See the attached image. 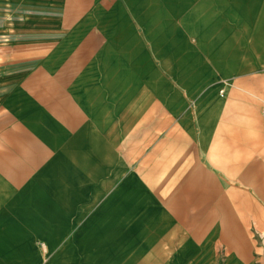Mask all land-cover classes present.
<instances>
[{
	"label": "crops",
	"instance_id": "0c3cea01",
	"mask_svg": "<svg viewBox=\"0 0 264 264\" xmlns=\"http://www.w3.org/2000/svg\"><path fill=\"white\" fill-rule=\"evenodd\" d=\"M263 101L264 0H0V264H177L242 187L264 219Z\"/></svg>",
	"mask_w": 264,
	"mask_h": 264
},
{
	"label": "rangeland",
	"instance_id": "374dc122",
	"mask_svg": "<svg viewBox=\"0 0 264 264\" xmlns=\"http://www.w3.org/2000/svg\"><path fill=\"white\" fill-rule=\"evenodd\" d=\"M9 20V14L6 13ZM9 22V21H7ZM2 33V54L3 58L8 59L12 54H16V48L19 43H16L12 38L6 39L10 36L9 26L3 25ZM15 34V32L13 33ZM19 46V45H18ZM7 49H10L6 53ZM2 61H4L2 59ZM264 177V168L259 173ZM231 187H225L223 190L226 192L231 190ZM254 187H242V203L238 204L233 202L234 196L232 194L230 199L232 200L231 206H234L236 210H240L238 214L241 217L234 218H211L209 219L210 233L218 227L219 234L215 237V244L213 247L201 252L198 247V242L202 239V235L193 234L194 251L192 256L188 257L179 251V262L177 264H248L253 262V241L257 242L260 249L264 250V234H253L254 227H264V219H253V190ZM258 190H264L262 187H258ZM213 191V188H210ZM237 200V199H236ZM227 206V205H226ZM235 212H228V215H232ZM258 217L260 211L257 212ZM202 221L207 220H194V224H200ZM189 238L191 236H188ZM264 256V254H263ZM189 261L185 262L186 260ZM184 260V262H180Z\"/></svg>",
	"mask_w": 264,
	"mask_h": 264
},
{
	"label": "built area",
	"instance_id": "2783aa9c",
	"mask_svg": "<svg viewBox=\"0 0 264 264\" xmlns=\"http://www.w3.org/2000/svg\"><path fill=\"white\" fill-rule=\"evenodd\" d=\"M261 113H262V118L264 120V101H263V104H262V111H261Z\"/></svg>",
	"mask_w": 264,
	"mask_h": 264
}]
</instances>
